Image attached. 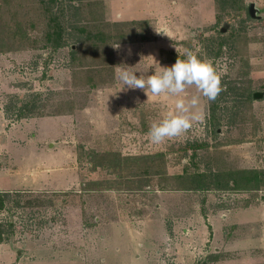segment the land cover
<instances>
[{
    "label": "rangeland",
    "instance_id": "rangeland-1",
    "mask_svg": "<svg viewBox=\"0 0 264 264\" xmlns=\"http://www.w3.org/2000/svg\"><path fill=\"white\" fill-rule=\"evenodd\" d=\"M54 24L59 48L47 40ZM185 49L221 76L220 123L190 86L182 95L199 96L203 119L154 144L150 126L176 97L121 89L117 66L146 78ZM254 92H264V0H0L5 241L44 264H102L105 228L122 222L151 244L148 264H264V95ZM31 98L34 114L17 119L16 99ZM247 171L262 178L231 190ZM198 174L205 191L191 187Z\"/></svg>",
    "mask_w": 264,
    "mask_h": 264
},
{
    "label": "clouds",
    "instance_id": "clouds-1",
    "mask_svg": "<svg viewBox=\"0 0 264 264\" xmlns=\"http://www.w3.org/2000/svg\"><path fill=\"white\" fill-rule=\"evenodd\" d=\"M113 47L119 49L120 45L116 43ZM128 53H131L130 49ZM119 66L117 79L121 82V89L127 86V89H142L147 96L150 93L154 97L161 94L176 97L174 110L167 111L163 118L150 126L148 135L154 144L186 133L193 121L203 119V112L197 108L199 96L193 95L189 99L182 95L188 87L194 86L208 101H214L223 90L221 76L212 61L199 57L190 49H185L183 58H176L171 66L160 67V71L153 72L146 78L143 74L139 77L135 75L136 71L129 70L131 67ZM192 108L197 110L190 111Z\"/></svg>",
    "mask_w": 264,
    "mask_h": 264
},
{
    "label": "crops",
    "instance_id": "crops-1",
    "mask_svg": "<svg viewBox=\"0 0 264 264\" xmlns=\"http://www.w3.org/2000/svg\"><path fill=\"white\" fill-rule=\"evenodd\" d=\"M126 13L128 14V11ZM41 178L46 181L42 176L36 177L33 180H26L25 187L38 188ZM105 229L106 233L100 241L102 264H148L149 261H152L147 258L149 255L147 250L151 244L139 238L132 227L122 222H111ZM12 246L6 241L0 243V264H44L40 255L27 256L28 254L22 253L19 257L15 254Z\"/></svg>",
    "mask_w": 264,
    "mask_h": 264
},
{
    "label": "trees",
    "instance_id": "trees-1",
    "mask_svg": "<svg viewBox=\"0 0 264 264\" xmlns=\"http://www.w3.org/2000/svg\"><path fill=\"white\" fill-rule=\"evenodd\" d=\"M218 3L221 4L222 6L223 5L228 6V5L236 4V0H233L231 2L229 0H218ZM52 27H53L52 33L47 34V40L49 41V43L53 44L54 48H59L62 45V43H61V29H60V26L58 24H54V26H52ZM221 84L223 87V85H224L223 82H221ZM230 91H231V89H230ZM247 98H250V95H247ZM17 102L20 103V105L17 108H15V109H17V115H16L17 119H22V118L32 116L34 114L35 109L37 108L36 107V100L33 98H31L27 102H21L20 99H16V103ZM217 109H218V100L215 99L214 101H211V104L209 107V119L214 124V126L219 125V123H220V119H219V117H217ZM239 174H242V175H239ZM237 175H239V177L241 178V183L239 184L238 178L235 177L232 181L233 187L231 189V190L236 191V192L253 189L252 186H248V185H250L248 183H253V182H250L251 180H248L249 176L251 178H254V182H257V183L259 182V179L262 178L260 176V173L257 171L240 172V173H237ZM204 177L205 176L202 174H198L197 176H195V178L192 180V182L195 184H192L193 186H191L193 188V190L205 191L207 189V187L204 184ZM253 187H256V186H253ZM10 196L11 195L9 192L0 191V212L3 210H6L7 200ZM16 205H18V204L16 203ZM13 227H14V225L12 224L11 221H7V223H4V224L2 222H0V243L5 241V236L7 234H9V232L13 229Z\"/></svg>",
    "mask_w": 264,
    "mask_h": 264
},
{
    "label": "water",
    "instance_id": "water-1",
    "mask_svg": "<svg viewBox=\"0 0 264 264\" xmlns=\"http://www.w3.org/2000/svg\"><path fill=\"white\" fill-rule=\"evenodd\" d=\"M256 8L254 7V4H249L248 6H247V14H248V16L250 17V18H256L257 17V15H256ZM228 29V24L227 23H223V25L221 26V28H220V32L221 33H225L226 32V30ZM263 95H264V92H254L253 94H252V98L254 99V100H258V99H262V97H263Z\"/></svg>",
    "mask_w": 264,
    "mask_h": 264
}]
</instances>
